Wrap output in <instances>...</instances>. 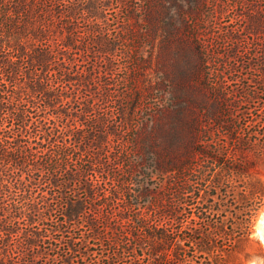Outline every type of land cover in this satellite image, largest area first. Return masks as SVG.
Masks as SVG:
<instances>
[{
  "label": "trees",
  "instance_id": "trees-1",
  "mask_svg": "<svg viewBox=\"0 0 264 264\" xmlns=\"http://www.w3.org/2000/svg\"><path fill=\"white\" fill-rule=\"evenodd\" d=\"M174 38L201 103L172 141ZM258 164L264 0H0V264H244Z\"/></svg>",
  "mask_w": 264,
  "mask_h": 264
},
{
  "label": "rangeland",
  "instance_id": "rangeland-1",
  "mask_svg": "<svg viewBox=\"0 0 264 264\" xmlns=\"http://www.w3.org/2000/svg\"><path fill=\"white\" fill-rule=\"evenodd\" d=\"M171 16L167 20L168 28H177L180 26L177 13L174 10L170 12ZM170 23L172 24L170 26ZM150 42L145 41L139 48L142 57H147L150 52ZM196 58L191 50L187 48L179 39H170L165 42L164 46L158 50L153 57L152 73L155 77L162 80L164 86L163 113L156 119L154 131H164L163 138L168 135L173 136L172 141L181 137L173 131H191V124L194 123L197 116L199 117L198 105L201 103V97L190 89L189 83H192V70L195 66ZM156 71V73H155ZM208 110L212 105L206 104ZM215 129V128H213ZM184 135V134H182ZM185 137V136H184ZM255 172L264 180V164L255 166ZM152 185L160 182V179L151 180ZM264 211V206L258 211L254 218L251 239L257 241L261 248L259 252L255 247L244 246L246 258L244 264H264V243L259 237L258 220Z\"/></svg>",
  "mask_w": 264,
  "mask_h": 264
},
{
  "label": "water",
  "instance_id": "water-1",
  "mask_svg": "<svg viewBox=\"0 0 264 264\" xmlns=\"http://www.w3.org/2000/svg\"><path fill=\"white\" fill-rule=\"evenodd\" d=\"M258 221H259L258 222L259 237L262 240V242L264 243V211L260 215V218Z\"/></svg>",
  "mask_w": 264,
  "mask_h": 264
}]
</instances>
